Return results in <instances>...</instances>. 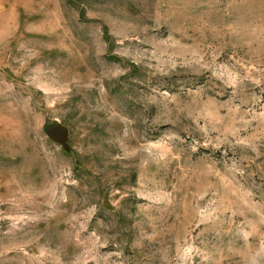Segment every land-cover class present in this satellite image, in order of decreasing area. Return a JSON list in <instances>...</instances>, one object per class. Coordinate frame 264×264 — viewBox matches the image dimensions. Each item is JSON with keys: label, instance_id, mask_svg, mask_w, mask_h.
Returning a JSON list of instances; mask_svg holds the SVG:
<instances>
[{"label": "rangeland", "instance_id": "rangeland-1", "mask_svg": "<svg viewBox=\"0 0 264 264\" xmlns=\"http://www.w3.org/2000/svg\"><path fill=\"white\" fill-rule=\"evenodd\" d=\"M0 264H264V0H0Z\"/></svg>", "mask_w": 264, "mask_h": 264}, {"label": "water", "instance_id": "water-1", "mask_svg": "<svg viewBox=\"0 0 264 264\" xmlns=\"http://www.w3.org/2000/svg\"><path fill=\"white\" fill-rule=\"evenodd\" d=\"M48 137L53 141L66 145L67 137H68V129L64 126L57 125L52 128L48 133Z\"/></svg>", "mask_w": 264, "mask_h": 264}]
</instances>
